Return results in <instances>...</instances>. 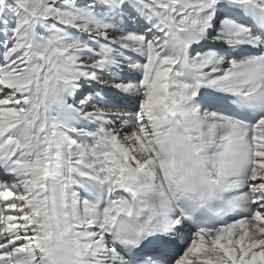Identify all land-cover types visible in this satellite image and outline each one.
Masks as SVG:
<instances>
[{
	"label": "snow or ice",
	"instance_id": "6c2138e0",
	"mask_svg": "<svg viewBox=\"0 0 264 264\" xmlns=\"http://www.w3.org/2000/svg\"><path fill=\"white\" fill-rule=\"evenodd\" d=\"M0 264H264V0H0Z\"/></svg>",
	"mask_w": 264,
	"mask_h": 264
},
{
	"label": "bare ground",
	"instance_id": "6f19581e",
	"mask_svg": "<svg viewBox=\"0 0 264 264\" xmlns=\"http://www.w3.org/2000/svg\"><path fill=\"white\" fill-rule=\"evenodd\" d=\"M112 95H113L115 102L120 104L126 110H132L136 107V101L135 100H129L125 97H121L119 93H113Z\"/></svg>",
	"mask_w": 264,
	"mask_h": 264
}]
</instances>
